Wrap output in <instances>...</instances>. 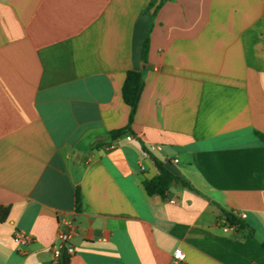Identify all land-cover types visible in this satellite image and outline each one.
Here are the masks:
<instances>
[{
  "label": "crops",
  "instance_id": "0c3cea01",
  "mask_svg": "<svg viewBox=\"0 0 264 264\" xmlns=\"http://www.w3.org/2000/svg\"><path fill=\"white\" fill-rule=\"evenodd\" d=\"M257 132L264 0H0V264H60L66 231L68 264H264ZM153 157L192 188L149 195Z\"/></svg>",
  "mask_w": 264,
  "mask_h": 264
},
{
  "label": "trees",
  "instance_id": "16d2710c",
  "mask_svg": "<svg viewBox=\"0 0 264 264\" xmlns=\"http://www.w3.org/2000/svg\"><path fill=\"white\" fill-rule=\"evenodd\" d=\"M150 37L149 35L145 39L142 47V59L145 62L147 60V52L149 49ZM144 89V79L141 72L130 71L128 72L123 88L122 96L125 103L130 107V118L128 125L113 133V137L120 136L127 131H130L138 111V106L141 100L142 92ZM257 136L264 142V135L257 132ZM154 164L158 169V176L144 183L146 192L149 195H160L165 197L173 183L183 185L185 187L192 188V186L181 176L174 174L167 163L160 161L159 159L153 157ZM79 199V195H78ZM10 214L9 207H0V223H4ZM225 219L230 226H238L240 228H245L244 223L231 212H224ZM69 259L66 255L60 261V264H68Z\"/></svg>",
  "mask_w": 264,
  "mask_h": 264
},
{
  "label": "built area",
  "instance_id": "2783aa9c",
  "mask_svg": "<svg viewBox=\"0 0 264 264\" xmlns=\"http://www.w3.org/2000/svg\"><path fill=\"white\" fill-rule=\"evenodd\" d=\"M127 139L129 141H131L133 139L132 136H127ZM155 147L152 146L151 150H154ZM175 162H178V160H175ZM171 203H176L175 200L171 199L170 200ZM245 215H242L241 218H245ZM69 226H71V223H69ZM225 231H228V227L224 228ZM71 238H72V233L71 231H66V232H62L59 235V244H56L53 246V251L55 254L56 259H58V261H61V259L63 258L64 254L67 256L68 259H70V257L74 254L75 250L71 245ZM14 241L17 244L20 245H24L27 244L31 241L30 236L25 235L22 232H18L16 233L15 237H14ZM186 259L185 254L181 251V250H177L174 253V264H184ZM52 264H57L56 262H53Z\"/></svg>",
  "mask_w": 264,
  "mask_h": 264
}]
</instances>
